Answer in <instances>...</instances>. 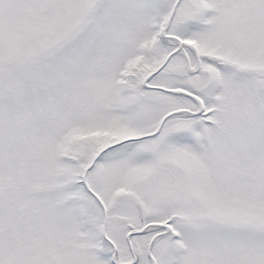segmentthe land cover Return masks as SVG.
I'll use <instances>...</instances> for the list:
<instances>
[{"label":"snow or ice","instance_id":"1","mask_svg":"<svg viewBox=\"0 0 264 264\" xmlns=\"http://www.w3.org/2000/svg\"><path fill=\"white\" fill-rule=\"evenodd\" d=\"M0 264H264V0H0Z\"/></svg>","mask_w":264,"mask_h":264}]
</instances>
